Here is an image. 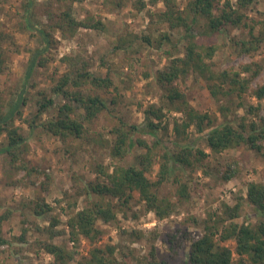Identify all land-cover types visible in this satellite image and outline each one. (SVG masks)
I'll use <instances>...</instances> for the list:
<instances>
[{
    "label": "rangeland",
    "instance_id": "obj_1",
    "mask_svg": "<svg viewBox=\"0 0 264 264\" xmlns=\"http://www.w3.org/2000/svg\"><path fill=\"white\" fill-rule=\"evenodd\" d=\"M25 1L27 0H0V33L8 35L1 44L5 55V67L0 72V111L10 108L19 99L29 57L35 49L44 45L21 27ZM31 1L32 19L38 21V26L54 23V20H49L48 13L56 16L55 13L65 9L70 3L69 0ZM143 1L144 6H140L138 0L75 1L72 2L71 10L76 19L82 20L89 12L96 19L101 20L104 27L96 30L78 27L68 34L61 33L59 28H48L52 42L46 56L50 59L45 67L33 69L23 93L27 98L26 102L19 109L24 119L31 118L36 112V100L40 97L38 91L52 97L54 106L48 108L39 117L32 130L21 119L15 122L27 135L29 145V149L21 154L20 159L29 167H35V171L28 175L23 169H15L0 154V215H7L1 222L2 233L7 241L0 245V264H54L53 255L38 244L41 240L63 244L67 249H78L76 258L70 264H78V259L86 256L92 245L104 246L107 243L118 246L115 251L118 258L120 251L128 252L130 249L133 256L131 264H148L151 260L148 253L152 244L157 259L165 258L170 264H184L191 239L200 236L203 230L201 224H194L190 218L196 216L202 220L210 212L223 218L224 205H232L238 196L245 195L248 182L264 183V154L256 153L245 145L229 148L218 154H210L204 165L205 172L186 170L180 173L181 180L187 184L189 195L187 199L177 194L179 180L177 183L174 180L164 182L157 189L159 196H168L176 202L174 211L168 216L157 218L152 211L146 210L142 201L137 202L139 193L135 191L134 198L130 202L128 217L124 218L122 213H119L113 223L100 225L104 229V234L98 240L90 242L83 236H79L78 241L74 243L70 240L65 220L69 212L78 209L83 203L84 196H76V191L84 180L93 177L89 169L90 164L93 161H101L107 165L112 161L105 141L110 139L107 130L115 125L119 118L128 123L143 122V108L148 103L159 104V86L154 78L155 72L158 68H163L171 56L182 52L183 30L169 31L167 24L158 17V13L164 9L163 2L158 0L152 4L149 0ZM186 1L174 0V3L177 7L183 8ZM250 9L247 10L248 17L259 19L264 12V0H255ZM203 21L200 19L201 24ZM202 29V25L194 26V31ZM168 31L171 35L170 40H163L158 44L161 32L168 33ZM230 33L229 35L212 33L210 37L203 39L217 46L212 57L213 68L236 69L241 71L244 77H250L252 71L256 69L254 62H257L261 69L251 79L249 89L264 84V43L261 51L252 56L237 54L229 36L247 37V27L231 29ZM144 35L150 36V42L146 43L143 40ZM65 56L76 57L79 62H87L89 70L94 74L109 73L119 87L117 104L113 105L110 111H102L89 128L88 136L102 135L104 139L102 144L90 146V139L87 141L85 138L72 137L61 141L45 132L39 125V121L54 117L56 106L61 102V97L53 94L50 89L56 79L68 70ZM247 64L250 65V70L244 72L242 68ZM186 84L185 96L189 104L198 111H208L214 119L213 125L220 123L223 116L219 112L218 103L206 87V81L192 73L188 76ZM89 87V92L98 91ZM89 87L87 86V89ZM99 93L106 99L114 96L113 91ZM238 100L243 106L236 107L233 104L230 117L244 114L249 103L257 102L250 91L235 98L234 102ZM261 102H264V98ZM165 111L170 122L180 115V112L174 110L165 109ZM263 113L262 108L259 114L263 115ZM189 130L193 129L190 127ZM166 138L164 136V139ZM168 139L172 138H167V141ZM4 140V133H0V146ZM195 142L200 148L208 151L202 136H199ZM166 144L171 147L172 143L166 142ZM138 149L135 146L119 162L134 163ZM158 162L159 157L154 160L155 165L151 169L153 177L157 173ZM227 163L231 169L238 168V171L230 179L225 180L222 177L225 170L223 165ZM38 198H43L53 207L50 215H55L59 219L54 227H50L47 216L34 214L26 205L28 201ZM132 211H136L138 216L132 217ZM235 220L255 224L260 219L253 208L244 201L239 217ZM24 228L25 240L22 241L18 237ZM49 228L62 229L64 232L51 237L48 233ZM183 228H186L187 239L182 240V246L177 247V253L173 254L169 242L166 241V235L170 232L180 235ZM134 230L139 231L140 238H134V235L128 236V232ZM153 236L155 238L152 240ZM223 243L233 250V239ZM232 252L233 260L236 262L238 255ZM171 253L173 257H170Z\"/></svg>",
    "mask_w": 264,
    "mask_h": 264
},
{
    "label": "trees",
    "instance_id": "obj_2",
    "mask_svg": "<svg viewBox=\"0 0 264 264\" xmlns=\"http://www.w3.org/2000/svg\"><path fill=\"white\" fill-rule=\"evenodd\" d=\"M69 1L65 9L55 13L56 16L48 13L49 20H54V23L44 26H38V21L32 19V1L27 0L23 5L22 29L44 45L35 49L29 57L19 99L10 108L0 111V133H4L5 136L0 146V154L8 160L10 166L23 169L28 175L35 171V167H29L20 159L21 154L29 149V145L27 135L15 122L21 119L32 130L39 117L54 106L52 97L38 91L40 97L36 100V112L31 118L24 119L19 109L26 102L27 98L23 93L33 69L45 67L50 59L46 56L52 42L48 28H59L61 33L68 34L78 27L94 30L104 27L101 20L87 11L82 20L76 19L71 10L72 2L82 0ZM157 1L149 0L152 4ZM161 1L164 9L158 13L160 21L167 24L169 31L183 30L182 52L171 56L169 62L155 72L154 78L159 86V104L148 103L143 108V122L128 123L119 118L117 123L107 130L110 139L105 141L112 163L105 165L101 161H93L89 168L93 177L84 180L76 191V196H84L83 203L78 209L69 212L65 220L67 233L73 243L78 241L79 236L94 242L104 234V229L100 225L113 223L119 213L127 218L135 191L139 193L137 202L142 201L146 210L152 211L157 218L168 216L174 211L176 202L168 196H159L157 189L164 182L174 180L177 183L179 180L177 194L187 199L189 197L187 184L181 180L180 173L186 170L205 172L204 165L210 154H218L240 145L264 154V113L259 114V111L264 109V102H261L264 98V84L249 89L251 79L259 73L261 66L254 62L256 69L252 71L250 77H244L241 71L236 69H215L212 57L217 46L203 41L212 33L229 35L231 29L247 27V37L237 38L230 35L229 40L237 54L252 56L261 51L264 43V12L259 19L248 17L247 10L253 6L255 0H187L183 8L177 7L174 0ZM138 3L140 6L145 5L143 0H138ZM200 19L204 20L202 24ZM197 24L202 25L203 29L194 31ZM169 31L161 32L158 44L163 40H170ZM6 38L7 34L0 33V72L5 67V55L1 44ZM150 39V36H143L146 43L150 42ZM64 60L68 70L56 79L50 89L53 94L61 97V102L56 106L54 117L39 121V125L45 132L61 141L72 137L85 138L87 141L90 139V146L102 144L104 142L102 135L88 136L89 128L102 111H110L113 105L117 104L119 87L109 73L101 75L92 73L87 62H79L78 58L70 56H65ZM242 70L249 71L250 65H244ZM192 73L206 81V87L218 103L219 112L223 116L220 123L213 125L214 119L208 111H198L189 104L185 89L186 80ZM87 86L98 91L89 92L90 87L87 89ZM100 91L104 93L113 91L114 96L106 99L101 96ZM248 91L257 99L256 104L249 103L244 114L230 117L233 104L236 107L243 106L239 100L234 102L235 98ZM165 109L180 112V115L170 122ZM190 127L192 131L189 130ZM164 136L172 139L167 141ZM199 136L204 138L208 151L196 144ZM166 142L172 143L171 147ZM135 146L139 149L134 156V163L121 164L119 161ZM157 157L158 170L153 177L151 169ZM223 166L225 170L222 177L225 180L230 179L238 171V168L231 169L229 163ZM244 201L253 208L260 219L257 223L249 224L235 220L239 217ZM26 205L34 214L47 216L51 228L59 222L55 215H50L53 207L43 198L28 201ZM222 213L223 218L214 212L208 213L202 220L196 216L190 218L194 224H201L203 230L200 236L191 239L184 264H264V183L248 182L245 195L238 196L232 205L225 204ZM6 216L0 215V245L7 241L1 227V222ZM131 216L137 217V212L132 211ZM51 228L48 229L51 237L64 232L62 229ZM25 230L24 228L18 239L25 240ZM132 235L134 238L141 236L136 230L128 232V236ZM151 238L153 240L155 236ZM166 239L171 252L177 253V247L182 246V240L187 239L186 228L182 229L180 235L168 233ZM228 239L234 240L233 250L223 243ZM38 244L53 255L54 264H70L78 254V249H67L63 244L51 240H41ZM150 246L148 256L151 260L148 264H170L165 258L157 259L153 253L154 245ZM117 247L113 243L104 246L92 245L88 254L78 259V264H131L132 251L130 249L128 252L120 251L118 258L115 255ZM232 251L238 255L236 262L233 260ZM172 253L170 257H173Z\"/></svg>",
    "mask_w": 264,
    "mask_h": 264
}]
</instances>
